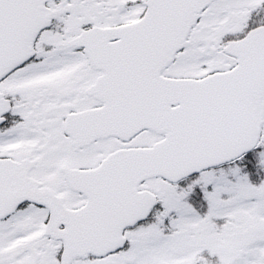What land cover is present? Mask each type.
<instances>
[{
	"label": "snow or ice",
	"instance_id": "snow-or-ice-1",
	"mask_svg": "<svg viewBox=\"0 0 264 264\" xmlns=\"http://www.w3.org/2000/svg\"><path fill=\"white\" fill-rule=\"evenodd\" d=\"M0 264H264V0H0Z\"/></svg>",
	"mask_w": 264,
	"mask_h": 264
}]
</instances>
